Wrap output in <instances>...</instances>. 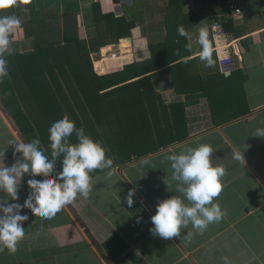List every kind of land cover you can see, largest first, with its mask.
<instances>
[{"label":"crops","instance_id":"1","mask_svg":"<svg viewBox=\"0 0 264 264\" xmlns=\"http://www.w3.org/2000/svg\"><path fill=\"white\" fill-rule=\"evenodd\" d=\"M229 3L242 12H232ZM0 14L22 21L11 36L9 75L0 83L5 166L20 156H13L11 139L39 138L50 156L48 126L65 114L46 113L45 86L31 77L39 69L34 67H44V51L52 44L78 38L90 55L89 71L98 75L140 65L152 76L156 93L148 105L150 134L138 137L150 136L153 144L125 150L124 159L113 162L111 177L109 169L93 170L89 197L78 195L51 219L23 209L21 214L29 215L25 236L15 252H0V264H222L224 256L231 264H264V137L254 136L264 127V0H16ZM219 20L224 33L214 36ZM180 25L193 35L208 28L213 67L194 55L197 46L192 53L185 50L190 41L178 35ZM220 57L230 63L221 67ZM75 106L67 116L106 149V109L97 124L89 109L82 115ZM160 138L176 140L166 144ZM70 142H77L74 133ZM200 143L210 144L213 164L225 168L214 202L226 214L191 239L185 238L191 225L179 237L152 235L150 218L158 201L179 195L165 154ZM235 150L245 163L234 159ZM142 159L149 164L142 166ZM56 163L59 171V159ZM30 178H22L15 202L26 199Z\"/></svg>","mask_w":264,"mask_h":264},{"label":"clouds","instance_id":"2","mask_svg":"<svg viewBox=\"0 0 264 264\" xmlns=\"http://www.w3.org/2000/svg\"><path fill=\"white\" fill-rule=\"evenodd\" d=\"M16 4V0H0V12ZM21 19L15 14H0V83L9 75L8 59L12 34L20 28ZM177 33L190 43L185 50L194 53L207 68L213 67V45L209 39L206 26L200 27L196 35L190 34L180 25ZM179 54V50H177ZM48 147L50 156L41 146L39 138L30 142L11 139L8 146L14 148L13 156L20 154L11 166H5V151L0 153V252L5 248L13 253L16 246L25 236L23 223L29 220L23 209L30 210L35 217L53 218L62 208L71 204L77 196L85 199L92 191L90 173L93 170L109 169L107 175H113V160L106 155V149L100 141L93 140L83 127L77 128L75 122L67 115L54 121L48 129ZM75 134L76 143L70 142ZM254 136L264 137V127L257 128ZM213 148L210 144L200 143L195 147L181 146L178 151L165 154L172 170L171 181L176 182L175 192L170 198L159 200L155 213L151 216L150 232L154 236L169 239L179 237L182 229L192 230L185 234L191 239L194 235L203 234L212 223H219L226 210H222L219 202H214L223 190L221 178L225 175L222 165H214L211 159ZM59 159L60 170L56 171ZM234 159L245 163L244 155L234 151ZM147 159L141 165H148ZM26 181L29 192L24 202L18 203L22 178ZM43 177V179H36ZM168 186L169 182H166ZM133 192H129L127 203L133 204ZM12 201V202H10ZM222 264H231L227 256L222 257Z\"/></svg>","mask_w":264,"mask_h":264},{"label":"trees","instance_id":"3","mask_svg":"<svg viewBox=\"0 0 264 264\" xmlns=\"http://www.w3.org/2000/svg\"><path fill=\"white\" fill-rule=\"evenodd\" d=\"M44 52L43 70L40 65L34 67L39 69L34 71L33 80L29 79L44 84L45 100L50 105L46 113L69 115L76 105L82 115L84 110L89 109L94 120L100 124L103 116L100 110L104 107L106 155L113 162L122 161L125 157L122 154L127 149L138 151L141 147L153 144L155 140L150 136L138 140V137L150 134L151 114L148 105L156 96L152 76L147 74L146 69L134 64L127 65L119 72L98 75L93 70L89 71L93 66L89 52L74 37L65 38L63 45L52 44ZM71 85H75V89L64 90ZM72 101L75 103L69 106ZM50 126L51 123L48 129ZM139 132L141 134L136 135ZM173 140L160 138L158 142L167 144Z\"/></svg>","mask_w":264,"mask_h":264},{"label":"built area","instance_id":"4","mask_svg":"<svg viewBox=\"0 0 264 264\" xmlns=\"http://www.w3.org/2000/svg\"><path fill=\"white\" fill-rule=\"evenodd\" d=\"M86 1H93V0H86ZM217 1H223V0H217ZM229 9L234 12L235 14H240L242 12V9L239 7L238 4L236 3H229L228 4ZM224 33V26H223V21L219 20L214 27V36L220 35ZM220 64L221 67H225L226 65H228V63L230 62H224V60L222 59V57H220Z\"/></svg>","mask_w":264,"mask_h":264},{"label":"rangeland","instance_id":"5","mask_svg":"<svg viewBox=\"0 0 264 264\" xmlns=\"http://www.w3.org/2000/svg\"><path fill=\"white\" fill-rule=\"evenodd\" d=\"M46 144H47V143H46ZM46 149L49 150V151H51V149L48 147V145L46 146Z\"/></svg>","mask_w":264,"mask_h":264}]
</instances>
